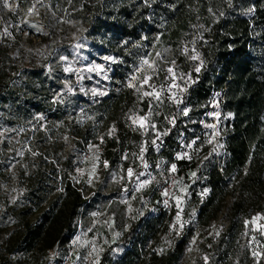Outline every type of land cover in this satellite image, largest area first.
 Returning a JSON list of instances; mask_svg holds the SVG:
<instances>
[{
  "label": "trees",
  "instance_id": "obj_1",
  "mask_svg": "<svg viewBox=\"0 0 264 264\" xmlns=\"http://www.w3.org/2000/svg\"><path fill=\"white\" fill-rule=\"evenodd\" d=\"M46 1L57 17L67 14V20L84 24L86 39L116 62L103 97L71 93L45 68L18 65L12 50L15 33L0 13V127L31 130L29 147L35 153L17 168L24 209L3 256L47 257L51 250L55 260L63 259L88 201L84 185L67 176L74 168L72 153L99 143L108 168L140 156V167L147 165L157 179L139 194L143 205L152 208L123 230L121 254L111 257L107 248L97 264H179L195 228L222 212L224 227L211 243L206 264H264L245 233V221L255 214L264 224V0ZM145 58L153 64H142ZM146 72L148 81L163 90L176 78L186 90L177 99L182 102L151 100L128 86L131 76L139 81ZM131 110L151 112L158 133L133 126ZM214 110L224 125L219 154L208 152L206 145L208 116ZM110 128L112 135L107 134ZM66 138L72 150L57 179L54 164L62 162L56 146ZM173 164L176 178L196 171L190 186L194 216L171 246L155 249L148 243L167 228L173 213L162 204L166 195L157 167L167 170ZM44 205L34 220L28 219ZM258 239L264 248V234Z\"/></svg>",
  "mask_w": 264,
  "mask_h": 264
},
{
  "label": "rangeland",
  "instance_id": "obj_2",
  "mask_svg": "<svg viewBox=\"0 0 264 264\" xmlns=\"http://www.w3.org/2000/svg\"><path fill=\"white\" fill-rule=\"evenodd\" d=\"M0 13L15 33L12 50L20 67L45 68L46 71L58 77L61 84H67L71 88L69 92L81 93L91 100L99 99L108 92L112 66L116 60L111 54L103 53L92 46L84 36L86 29L84 24L67 20V14L57 17L46 0H0ZM61 57L66 59L62 60ZM105 57H113L114 60H106ZM144 60L147 58L142 60V64ZM147 61V65L153 64L152 58ZM96 65H99L102 71H88ZM65 68H71L72 71L65 72ZM137 70H141V67ZM145 77H149L147 72L139 81L131 76L127 84L131 87L135 86L143 97L146 96L145 92H158L159 98L146 96L151 100L164 97L177 100L183 90L176 78L170 81L163 90L149 81L145 83ZM93 89L96 90V95H93ZM213 113H219V111L214 110L208 116L211 118L208 125H215L216 128H208L206 145L208 152L219 154L224 125L220 115H211ZM151 116V112L139 114L137 110H131L129 113L133 126L139 127L144 133L149 130L153 135L158 133V130L152 127L155 124L150 122ZM140 117H147L146 127H141L139 122L133 123V120L138 121ZM40 122L42 129L44 121ZM27 132L29 131L16 127H0V262L48 264L45 254L29 253L16 259L18 256H3L2 253L6 244L11 242L10 232L19 222L24 209L22 199L24 188L19 183L17 168L25 166L30 157L34 155L29 147L32 131ZM113 132V128H110L107 134L112 135ZM215 132L219 135H214ZM209 140L212 142L209 143ZM37 144L41 145V143ZM71 145L70 138H66L62 146H56L62 162L54 164L58 173L57 179H59V174H63V162L65 158L67 159V151L72 150ZM214 148L216 151H213ZM101 151L100 144L94 143L83 151L77 150L72 153L74 168L67 173V176L74 182L84 185L83 192L88 196V201L77 219L75 254L70 264H97L101 254L107 248H110L111 257L121 254L123 246L119 243V239L123 230L132 220L145 218L146 212L152 208L144 206L139 196L148 188L152 174L146 169L147 167H140V156L134 158L128 165L121 163L110 169L108 166L105 167V161L100 155ZM171 167L172 165L167 170L157 167V172L175 174V171H171ZM128 169L133 170L131 177L128 175ZM192 173L196 174V171L189 170L186 177H177L174 186L167 192L162 204L167 210L172 207L173 213L166 221L167 228L158 234L157 238L152 239L148 246L155 249L171 246L183 226L192 221L194 208L190 192L193 189H190V186L195 178ZM203 193V190L197 191L199 195ZM177 197L180 198L179 205ZM153 204H158V200L156 199ZM44 207L45 205L35 210L28 219L34 220ZM178 213L179 220L177 219ZM224 219V212H222L208 225L196 227L179 264H206L211 243L218 237L217 233L220 234L223 230ZM246 221L245 233L248 235L250 249L257 258H264V248L258 239L264 234L262 217L255 214Z\"/></svg>",
  "mask_w": 264,
  "mask_h": 264
},
{
  "label": "snow or ice",
  "instance_id": "obj_3",
  "mask_svg": "<svg viewBox=\"0 0 264 264\" xmlns=\"http://www.w3.org/2000/svg\"><path fill=\"white\" fill-rule=\"evenodd\" d=\"M5 6L7 7V4H5ZM30 11H31V10H30ZM250 11H251V10H250ZM4 34H5V35H10V33L8 32L7 29L4 30ZM61 59L63 60V59H66V58H65V57H61ZM104 59H106V60H114L113 57H105ZM192 59L195 60V59H197V57H196V56H193ZM143 63H144V64H147L148 61H147V60H144ZM64 71H65V72H70V71H72V69H71V68H65ZM88 71H102V69L100 68L99 65H96V66H94V67L89 68ZM167 71H168L169 73H172L173 69H172V68H169ZM196 71L199 72V71H200V68L197 67V68H196ZM149 79H150L149 77H145V83H147ZM130 86H131V85H130ZM172 86L175 87L176 85H172ZM65 87H67L68 90L71 91V88L68 87L67 84L65 85ZM182 91H186V90H182ZM92 92H93V95H96V94H97V92H96L95 89H93ZM99 94L103 95L104 93H99ZM144 95H146V96H155L156 98H159V93H158V92H145ZM181 102H182V101H180V100H177V101H176V103H178V104L181 103ZM188 111H189L188 109H185V110H184V114L187 115V114H188ZM211 115H216V116H218L219 113H213V114H211ZM229 115H231V114H229ZM146 120H147V117H140V118H138V121H137V120H133V123H137V122H139V124H140L141 127H146V124H145V121H146ZM152 127H155V126L153 125ZM206 127H208V128H212V129H215V128H216L215 125H206ZM113 131H114V129H113ZM166 134H167V133H163V134H161V135H166ZM214 135H219V133H218V132H215ZM208 142L211 143L212 141L209 140ZM153 143H155V141H153ZM219 147H222V145H219ZM143 151H144V149L142 148V149H141V153H143ZM213 151H216V149L214 148ZM20 154L22 155V153H20ZM34 155H35V153H34ZM185 155H187V154H185ZM181 158H183V157H181V156H178V157H177V159H181ZM104 164H105V167L108 166V165H107V161H105ZM146 166H147V165H145V167H146ZM94 170H95V166L93 167V171H94ZM175 170H176V165L173 164L172 167H171V171L174 172ZM128 175H129L130 177L133 175V170H132V169H128ZM192 175L195 176V173H192ZM145 183H147V181H145ZM140 186L142 187L143 185H140ZM206 193H207V189L205 190V192H204L203 194H206ZM203 194H202V195H203ZM165 195H167V193H165ZM179 203H180V198L177 197V204L179 205ZM93 215H95V213H94ZM177 219L179 220V213L177 214ZM254 220H255V218H254ZM246 224H247V221H246ZM182 226H183V225H181V227H182ZM217 235H219V233H217ZM161 251H162V250H161ZM254 254H255V253H254ZM205 259H207V257H205Z\"/></svg>",
  "mask_w": 264,
  "mask_h": 264
},
{
  "label": "built area",
  "instance_id": "obj_4",
  "mask_svg": "<svg viewBox=\"0 0 264 264\" xmlns=\"http://www.w3.org/2000/svg\"><path fill=\"white\" fill-rule=\"evenodd\" d=\"M156 179L157 178L152 177L150 181H155ZM158 179L163 184V190L165 191V193H167L174 186L176 177L175 174L161 173L159 174ZM74 254H75V234L67 244V251L62 260L60 261L55 260V253L51 250L48 252L47 255L48 264H70Z\"/></svg>",
  "mask_w": 264,
  "mask_h": 264
}]
</instances>
